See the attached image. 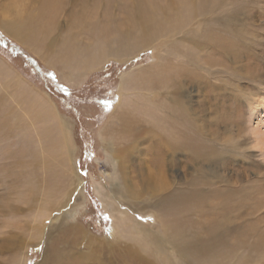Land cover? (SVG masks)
<instances>
[{"label": "bare ground", "instance_id": "obj_1", "mask_svg": "<svg viewBox=\"0 0 264 264\" xmlns=\"http://www.w3.org/2000/svg\"><path fill=\"white\" fill-rule=\"evenodd\" d=\"M98 1L41 0L37 12L25 16L23 11L19 15L23 19L3 21L0 26L69 82L99 71L108 60L129 63L145 49L153 50L151 64L121 75L113 113L115 125L112 121L102 134L104 143L112 139L123 143L116 149L118 155L110 150L106 155L113 163L108 180L110 186L114 180V186L108 190L97 186L113 216L111 237L100 240L102 246L110 253L112 241L123 235L124 240L134 239L136 244L131 249L125 243V264L129 259L139 261L141 252L153 256L154 264H264V215L257 214L260 209L254 190H240L227 172L230 162L242 154V143L235 140L224 148L215 141L200 143L202 138L216 139L225 124L200 128L197 113L187 100L194 91L206 88L220 101L225 96L233 101L239 96L248 103L256 101L252 91L259 89L255 67L247 66L245 83L241 73L237 74L240 57L248 63L257 58L255 50L249 56L242 53L248 47L243 40L249 31H240L246 0H115L121 15L112 13L109 6L104 17L94 13ZM66 11L68 22L56 33L60 29L58 17ZM6 68L0 60V75L4 76L0 83L18 85L13 94L23 103L30 100L28 114L32 120H43L36 126L37 135L25 134L14 153L24 161L30 155L27 152L35 153L34 145L40 147L34 157L44 166L42 183L51 186L43 199L59 196L60 191H65V199L53 205L43 202L44 209L34 214L28 227L29 240L5 264H29L31 246L40 247L46 228L47 246L42 248L37 264H98L97 238L82 225L63 232L59 228L80 206L72 203L71 210H61L66 209L82 182L74 162L77 149L71 127L55 112L51 98L13 78ZM209 75L217 79L216 86H210ZM257 78H261L258 73ZM130 89L136 92L132 99ZM259 133L263 142L264 131ZM151 135L154 141L149 139ZM11 149L10 144L0 146V166L13 158ZM180 153L201 162L199 170L206 171L205 191L198 187L202 183L198 178L192 181L190 172L184 176L174 168ZM36 180L40 177L31 180L30 187L39 186ZM31 191L37 198L39 193ZM117 198L121 199L117 201L119 207L114 203ZM137 214L152 221L144 225ZM56 226L59 235L53 232ZM67 244L72 247L67 248ZM108 264H112L110 258Z\"/></svg>", "mask_w": 264, "mask_h": 264}, {"label": "rangeland", "instance_id": "obj_2", "mask_svg": "<svg viewBox=\"0 0 264 264\" xmlns=\"http://www.w3.org/2000/svg\"><path fill=\"white\" fill-rule=\"evenodd\" d=\"M40 1L0 0V23L23 19L19 16L23 11H26L25 16L31 11L37 12ZM92 1L97 2V0ZM246 3L245 14L240 15L243 22H241L240 31L245 33L249 31L243 40V45L248 47L244 48L242 53L249 56L255 50L258 59L248 63L247 59L244 60V57H240L237 74L241 73L242 83H245L247 66L253 65L255 67V85L259 89L255 88L256 90L252 91L257 103H255L256 101L248 103L245 97L241 96L237 97L238 100L236 99V101L230 98L228 100L226 96L220 101L213 96V90L206 88L198 91L200 95L194 91L193 96L187 100L190 102V108H193L197 113L195 115L198 117L200 128L203 129L205 125L208 127L221 122L227 126V129H224L223 124L221 125V130L224 132L216 139L202 138L199 139L200 143L207 145L211 141H215L221 148L230 147L235 140L242 143V154L230 162L229 168L231 170H227V172L235 180V184L240 187V190L244 188L254 190L255 194H253L260 209L257 214L264 215V141L262 142L259 135L261 130L264 131V103H258L260 100L264 102V0H246ZM116 5L115 0H99L94 13L98 17H104L107 8L110 6L112 13L121 15ZM67 8L69 9L70 6ZM67 16L68 11L61 13L58 17L60 29L56 33L65 28L68 22ZM16 41L0 26L1 64L5 68L7 67L6 69L11 70L13 78L22 80L25 84L42 93L43 96H48V99L51 98L49 100L55 112L69 123L70 135L77 149L74 162L82 177V182L77 185L66 209L62 208L61 210H71L74 205L80 206L77 210H72L70 215L68 214L69 218L63 219L65 224L61 222L59 228L63 232L70 226L82 225L81 227L86 232L89 231L94 238L98 239V244H100V248L96 250L98 264H108V258L112 264H125V243L131 249L136 244L134 239L125 238L126 240H124L122 238L124 235L117 241L114 240L116 238H113L110 253L108 248L102 246L103 241H100L109 240L111 237L113 216L111 211L104 206L97 186L99 189L101 187L102 190H108L109 187L114 186V180H112L111 186L108 180V174L112 172L113 163L106 155L108 150L118 155L116 149L123 146V143H119L116 139L104 143L102 134L110 123L114 122L113 113L118 102L117 90L121 75L124 72L135 70L138 66L151 64L154 61L153 50L145 49L135 58L136 60L134 59L129 63L108 60L103 67H100L99 71H90L89 75H85L80 81L69 82L67 78L62 79L55 68L46 65L40 56ZM232 61L233 59L227 58L229 64H232ZM257 69L259 70L257 71ZM257 73L261 76L260 79L257 78ZM3 77L1 74L0 78ZM209 78L210 86H216L217 79L210 75ZM13 89H19L18 85L12 83V86H8L0 83V146L10 144L13 149H11L13 158L7 159L5 164L0 166V264H5L8 257L15 253L24 244V241L29 240L31 230L28 227L33 224L31 221L34 219V214L38 210L44 209L43 202L46 205H53L62 203L61 201L65 199V191H60L59 196L49 197V200L43 199V193L48 192L51 186L42 183L44 166L34 157L40 147L34 145L35 153L27 152L30 155H27L24 161L19 160L17 154L14 153L16 148H20V139L25 134L33 132L37 135L36 126H41L43 120L34 121L31 119L28 114V110L31 109L30 100L27 99L23 103L13 94ZM135 93L133 89H130V99L135 96ZM5 124L11 126L4 127ZM146 136L148 137V135ZM149 137L154 141L152 135ZM142 147L144 146L142 145ZM200 163L199 160L191 157L189 160L185 154L180 153L174 168L179 169L184 176L190 172L192 181L198 178L202 182L198 187L205 191L206 171L199 170ZM38 176L40 181H36L39 186L30 187L31 180H35V177ZM184 176L181 180L184 179ZM57 188L59 189V185ZM31 190L34 192L37 190L35 192L36 194L39 193L37 198L31 195ZM119 200L121 199H115V207H119L117 204ZM72 203L75 204L72 205ZM29 206H31L30 209ZM117 212L116 210L115 213ZM136 218L144 225L152 221V218L146 217L144 214H137ZM18 224L21 228H17ZM261 225L264 226V221L261 222ZM59 228L56 226L53 232L57 234ZM151 228L157 231L154 225ZM48 229L44 230L40 247L33 245L31 250L29 249V264L40 262L42 248L45 249L47 246ZM36 233L38 235V231ZM36 241L38 239H35V243ZM66 246L67 248L72 247L70 244ZM80 246L82 250H85L82 243ZM121 247H123L122 250H120ZM141 253L143 256H140L141 259L138 258L139 261H130L133 259H129L128 264H154L153 261L156 260L153 256L147 255L145 252ZM178 264L182 263L179 262Z\"/></svg>", "mask_w": 264, "mask_h": 264}]
</instances>
